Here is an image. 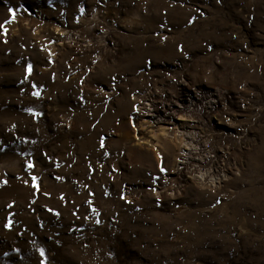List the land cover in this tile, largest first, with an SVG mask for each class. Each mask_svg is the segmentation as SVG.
<instances>
[{
    "label": "rangeland",
    "instance_id": "1",
    "mask_svg": "<svg viewBox=\"0 0 264 264\" xmlns=\"http://www.w3.org/2000/svg\"><path fill=\"white\" fill-rule=\"evenodd\" d=\"M0 264H264V0H0Z\"/></svg>",
    "mask_w": 264,
    "mask_h": 264
},
{
    "label": "built area",
    "instance_id": "2",
    "mask_svg": "<svg viewBox=\"0 0 264 264\" xmlns=\"http://www.w3.org/2000/svg\"><path fill=\"white\" fill-rule=\"evenodd\" d=\"M196 103V102H195ZM172 105V104H171ZM168 106V105H167ZM168 108V107H167ZM154 109V108H153ZM168 112V111H167ZM166 113V112H165Z\"/></svg>",
    "mask_w": 264,
    "mask_h": 264
},
{
    "label": "snow or ice",
    "instance_id": "3",
    "mask_svg": "<svg viewBox=\"0 0 264 264\" xmlns=\"http://www.w3.org/2000/svg\"><path fill=\"white\" fill-rule=\"evenodd\" d=\"M11 11V10H10ZM13 16H14V13H13Z\"/></svg>",
    "mask_w": 264,
    "mask_h": 264
}]
</instances>
